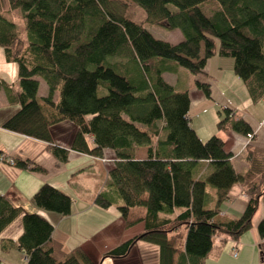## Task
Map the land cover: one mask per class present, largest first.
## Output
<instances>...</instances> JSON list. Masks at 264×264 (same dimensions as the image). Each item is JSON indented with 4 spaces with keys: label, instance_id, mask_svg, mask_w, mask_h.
<instances>
[{
    "label": "trees",
    "instance_id": "1",
    "mask_svg": "<svg viewBox=\"0 0 264 264\" xmlns=\"http://www.w3.org/2000/svg\"><path fill=\"white\" fill-rule=\"evenodd\" d=\"M131 5L142 9L143 21L126 15ZM17 10L25 36L14 22ZM149 25L179 30L182 39L160 40ZM0 47L5 61L16 64L18 82L16 87L0 76V90L19 107L3 129L45 143L57 164L69 159L50 132L61 121L76 129L71 150L99 162L104 151L113 154L108 180L93 202L102 209L115 206L126 228L143 224V231L102 259L123 260L142 241L157 247L158 264H206L224 241H237L251 228L264 200V150L248 143L247 168L237 173L221 136L203 141L190 126L188 90L176 89L163 74L185 69L194 87L211 98L207 61L228 58L250 101H264V0H0ZM40 80L47 95L39 98ZM218 117V132H253L228 105L219 107ZM140 147L147 148L143 159L136 158ZM0 157L17 169L47 173L20 153L0 151ZM236 182L243 184L246 207L218 222ZM32 202L61 217L71 212L72 198L49 183ZM17 218V245L7 238L1 248L16 245L26 264H95L81 246L66 252L44 214L25 212L0 196V234ZM257 231L264 260V220Z\"/></svg>",
    "mask_w": 264,
    "mask_h": 264
},
{
    "label": "crops",
    "instance_id": "2",
    "mask_svg": "<svg viewBox=\"0 0 264 264\" xmlns=\"http://www.w3.org/2000/svg\"><path fill=\"white\" fill-rule=\"evenodd\" d=\"M215 57H211L206 65L208 75L206 79L211 83V98L205 97L194 87L193 76L189 77L180 70L174 74L165 73L163 77L174 87H176L173 81L174 76L179 73L186 77L187 83L176 89L188 90L190 126L203 141L213 134L221 136L225 150L232 154L231 162L235 171L241 174L247 168L244 150L248 143L264 150V127L258 128V124L264 120V101L252 103L242 81L233 72V61L218 57L214 68ZM166 75L169 76L168 80ZM222 105L230 106L248 120L254 133L252 141L248 142L245 136L234 132L217 131L218 110ZM16 110V105H9L1 89L0 151L10 155L20 153L24 158H31L46 168L47 173L36 174L27 169H17L5 163L0 164V196H5L13 205L21 207L25 212L38 211L44 214L54 226L53 238L62 243L66 252L81 246L95 264H149V260L158 264L157 247L142 241L137 243L130 255L123 260L102 259L106 251L143 231V224L126 228L116 207L102 209L95 206L93 202L108 180V171L112 165L109 163L103 165L91 156L71 150L76 129L66 121H61L50 128L55 143L69 150L68 161L63 165L57 164L56 159L45 150V143L1 127L4 120ZM146 150L145 147L138 148L136 158L143 159L146 156ZM104 158L114 159L109 150L104 151ZM44 183L57 187L72 198L69 215L61 217L52 212L39 211L35 207L32 196ZM247 199L242 182H236L222 201L220 212L215 220L227 222L240 215L246 207ZM262 220H264V200L259 203L251 228L237 241L231 239L224 241L219 251L206 260V264H264L259 247L261 240L257 231L258 223ZM21 232V219L17 218L0 234V264H26L23 253L16 246ZM7 238L12 239L16 245L9 251H4L1 248V240ZM233 250L236 251V256H233ZM148 252L151 253V257L147 260Z\"/></svg>",
    "mask_w": 264,
    "mask_h": 264
},
{
    "label": "rangeland",
    "instance_id": "3",
    "mask_svg": "<svg viewBox=\"0 0 264 264\" xmlns=\"http://www.w3.org/2000/svg\"><path fill=\"white\" fill-rule=\"evenodd\" d=\"M7 6L4 2L3 4V9H6ZM14 22L17 25L18 30L23 34V36H25L24 30H23V23L20 19V15L21 12L19 10H17L14 14ZM19 15V17H18ZM128 17L136 20V21H143L145 18V13L142 11L141 8H139L138 6L135 5H131L128 7L127 10V14ZM148 30L158 39L175 44L178 43L181 39V33L179 30H168L162 26H157V25H149L147 26ZM218 56L215 57V59L213 60V67L215 68L217 65V61H218ZM180 71H182V73H185L186 75L190 74L185 70V69H180ZM216 74V73H214ZM0 76L7 82L9 83H15L18 84L17 82V66L15 63H8L5 61L4 57H3V50L0 47ZM169 76L166 75V79L168 80ZM173 81L174 84L177 88H180L183 84L187 83L186 82V77L184 75L181 74H177L176 76L173 77ZM47 95V87L44 84L43 81L40 80L39 82V89H38V97H42V96H46ZM12 107V106H11ZM17 109L19 108L18 106H16ZM249 141V139H247ZM250 141H252V139H250ZM249 141V142H250ZM10 155V154H8ZM107 159V158H106ZM101 160V163L104 165L106 163H108L109 159L107 160ZM0 164H4L2 162H0ZM9 166L13 167V165L9 162L8 164ZM115 208V206H113ZM16 227V225L14 226ZM15 230V228H13ZM156 255V254H155ZM143 256H145V253H143ZM147 256V260L151 257V253L148 252L146 253ZM158 257V255H156ZM155 256V257H156ZM149 264H155L153 263L151 260L148 261Z\"/></svg>",
    "mask_w": 264,
    "mask_h": 264
},
{
    "label": "built area",
    "instance_id": "4",
    "mask_svg": "<svg viewBox=\"0 0 264 264\" xmlns=\"http://www.w3.org/2000/svg\"><path fill=\"white\" fill-rule=\"evenodd\" d=\"M260 127H264V120L261 123L258 124V128H260ZM253 135H254V133L252 132V133L248 134L246 138L249 139V141H250V139L253 138ZM0 160H2L1 157H0ZM9 162L11 164H13V161L12 160H9ZM232 254H233V256H236L237 255L236 251H234V250L232 251Z\"/></svg>",
    "mask_w": 264,
    "mask_h": 264
}]
</instances>
